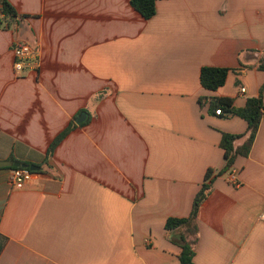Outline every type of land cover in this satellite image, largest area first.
<instances>
[{
    "label": "crops",
    "instance_id": "crops-1",
    "mask_svg": "<svg viewBox=\"0 0 264 264\" xmlns=\"http://www.w3.org/2000/svg\"><path fill=\"white\" fill-rule=\"evenodd\" d=\"M9 1L30 17L0 29V162L41 170L15 189L0 167V264H178L166 222L190 216L208 170L193 264H264V116L217 176L223 134L247 122L211 108L264 87V0H158L150 19L131 0ZM16 42L37 51L19 74ZM204 66L226 83L204 89Z\"/></svg>",
    "mask_w": 264,
    "mask_h": 264
},
{
    "label": "trees",
    "instance_id": "trees-1",
    "mask_svg": "<svg viewBox=\"0 0 264 264\" xmlns=\"http://www.w3.org/2000/svg\"><path fill=\"white\" fill-rule=\"evenodd\" d=\"M157 1L158 0H131L130 4L145 19H150L156 14ZM29 17L30 15L21 14L9 0H0V29H16L21 22ZM260 68L264 69L263 62L260 65ZM229 72L230 69L228 68L211 66L202 67L200 73L202 87L209 91L218 90L226 83ZM211 108L214 111L220 108L221 112L237 115L247 122V130L245 133H224L222 136L220 145L225 151L226 164L224 168L217 173V176H221L233 167L237 157H247L250 154L262 117L264 116V87L261 88L257 97L249 98L243 108H234L233 101L229 98L213 100ZM74 126L75 124H70L51 143L47 151L48 158L54 155L56 148L72 131ZM239 140L244 141L239 146L235 145ZM213 173L212 170H208L206 179L193 201L190 216L188 218H169L166 222V229L174 233L173 239L182 249L180 255V262L182 264H193V257L195 254L194 246L197 242L198 235L196 219L200 206L212 191Z\"/></svg>",
    "mask_w": 264,
    "mask_h": 264
},
{
    "label": "built area",
    "instance_id": "built-area-1",
    "mask_svg": "<svg viewBox=\"0 0 264 264\" xmlns=\"http://www.w3.org/2000/svg\"><path fill=\"white\" fill-rule=\"evenodd\" d=\"M15 62L14 70L16 73H21L24 69L31 65L32 61L37 59V51L28 44L16 42L13 48ZM244 92L245 89H242ZM217 115H222L221 109L216 110ZM35 172L29 168H13L10 174V184L15 189H23L26 184L32 179ZM231 182L235 186H239L240 183L237 181L235 174H231ZM178 264H182L179 262Z\"/></svg>",
    "mask_w": 264,
    "mask_h": 264
},
{
    "label": "water",
    "instance_id": "water-1",
    "mask_svg": "<svg viewBox=\"0 0 264 264\" xmlns=\"http://www.w3.org/2000/svg\"><path fill=\"white\" fill-rule=\"evenodd\" d=\"M86 119V115L82 114L77 120V123L80 124L84 122ZM0 167H8V168H29L33 172H38L41 170L40 166L37 165H27V164H22L19 162H14V161H2L0 162Z\"/></svg>",
    "mask_w": 264,
    "mask_h": 264
}]
</instances>
